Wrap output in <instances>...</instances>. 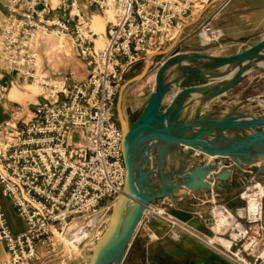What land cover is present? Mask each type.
Masks as SVG:
<instances>
[{"label":"built area","instance_id":"obj_1","mask_svg":"<svg viewBox=\"0 0 264 264\" xmlns=\"http://www.w3.org/2000/svg\"><path fill=\"white\" fill-rule=\"evenodd\" d=\"M208 2L92 0L110 15L103 45L97 48L98 34L77 0H8L0 73L37 86L42 100L29 115L0 124V192L25 224L13 233L0 202V241L7 251L2 264H30L38 246L53 250L60 237L75 245L87 243L105 227L106 213L125 185L124 133L115 112L119 84L175 37L179 22L198 4ZM201 35L207 42L220 36L208 25ZM46 36L71 40L88 68L82 81L41 72L39 48ZM5 90L0 75V96ZM243 172L238 198L245 218L216 205L213 210L223 211L225 219L216 223L212 216L218 226L212 237L172 216L167 198L146 207L142 216L156 215L168 224L172 238L185 232L231 264H264V177L252 166Z\"/></svg>","mask_w":264,"mask_h":264},{"label":"water","instance_id":"obj_2","mask_svg":"<svg viewBox=\"0 0 264 264\" xmlns=\"http://www.w3.org/2000/svg\"><path fill=\"white\" fill-rule=\"evenodd\" d=\"M183 61L198 67L181 65ZM262 63L264 39L232 56L175 51L163 60L155 73L154 92L135 120L128 124L119 117L124 131V191L132 200L127 203L126 196L117 199L113 219L93 247L89 264H121L146 207L164 198L175 201L174 194L180 188L189 194L199 190L225 194L232 180L245 176V166H252L264 177V165L259 164L264 162V115L249 116L235 106L214 118L219 107L212 106L215 113L200 115L201 111L196 110L191 119L180 120L190 94L197 93L205 102H211L240 84L253 70L264 72ZM177 64L179 75L167 80V70ZM205 71L210 78H205ZM173 86L179 90L164 105ZM245 130L249 133L232 134ZM179 153L183 154L181 158ZM201 155L211 157V162L205 165ZM233 212L244 220L243 207Z\"/></svg>","mask_w":264,"mask_h":264},{"label":"crops","instance_id":"obj_3","mask_svg":"<svg viewBox=\"0 0 264 264\" xmlns=\"http://www.w3.org/2000/svg\"><path fill=\"white\" fill-rule=\"evenodd\" d=\"M77 2L81 14L91 19L92 25L98 34V39L95 41L96 47H101L110 15L96 8L92 4V0H77ZM7 5L8 0H0V40L7 22ZM207 25L219 32L220 36L217 41L207 42L204 40L200 30L202 26ZM263 39L264 0H209L208 3L198 4L190 16L179 22L175 37L160 50L147 55L145 60L138 63L134 69L142 68V71L145 70V75L151 73L153 81H155L157 67L160 66L165 58L173 55L175 51H179V53L198 52L216 57H227L239 54ZM180 64L197 66L196 63L187 61H183ZM180 64L173 65L167 70L165 74L167 80L176 78L179 75L177 66ZM261 65L264 67V63ZM258 71L253 70L245 79L243 83H246V87L240 91L241 95L247 92L249 87L253 86L252 84L256 77L262 74ZM0 75L3 84L6 85L5 94L0 96V124L11 117L29 115L42 100L40 92H32L29 89L31 84L23 82L14 74L1 71ZM204 75L205 78H210L206 71ZM241 85L238 84L232 90L211 102H205L204 98L197 93L190 94L185 101V105L188 106L181 112L180 120L191 119L196 110L201 111L200 115H205L209 112L215 113L216 111L212 110V106L219 107L217 114L213 116L214 118L219 117L221 113H225L236 106L232 105L230 100L234 89ZM178 90L179 88L173 86L165 96L163 104H168ZM19 108H22L21 112H18ZM223 108H226V111H223ZM248 133L249 131L245 130L232 134L242 136ZM182 155V153H179L178 156L181 158ZM200 159L205 161V165L212 160L211 157L205 155H201ZM261 165H264V163H261ZM240 183L241 178L232 180L228 190L223 195H228V198H230L232 210L242 207V202L238 198ZM216 196H219L217 191L199 190L194 194H189L185 188H180L174 194L175 201L167 198L172 203L171 207H167V211L196 230L211 234L210 219L206 215V203ZM0 202L10 230L13 233L21 232L25 228V224L18 216L11 200L0 192ZM154 203L158 204V201ZM159 219L157 216H153L150 219L141 220L125 250L121 264H151L153 262L156 264H230L210 248L197 242L187 234L183 233L178 240H173L167 235L168 224ZM155 236L158 238L153 239L152 237L155 238ZM42 251L43 248L38 246L37 253L40 256L37 255L36 261L32 262V264H44L47 259V253L45 254ZM6 259V247L0 241V264L5 262Z\"/></svg>","mask_w":264,"mask_h":264},{"label":"rangeland","instance_id":"obj_4","mask_svg":"<svg viewBox=\"0 0 264 264\" xmlns=\"http://www.w3.org/2000/svg\"><path fill=\"white\" fill-rule=\"evenodd\" d=\"M204 27L205 26H202L200 33L202 32ZM39 57H40L41 72L50 77L58 78V77L68 76L73 81L79 82V81H82L87 76L86 74H88V68L85 62L78 55L76 49L73 47L71 40L69 38L58 40L52 36H46L43 39L41 47L39 48ZM141 71H142V68L133 69L129 71L122 78L119 84L118 93H117L116 100H115V112L117 115L118 122H119L120 114L123 117V119L125 118L127 120L128 124L133 122L135 118L137 117V115L139 114L140 110L142 109L143 105L146 103V101L150 98V96L154 92L155 81H153V75L151 73H148L147 75H145V70L142 72ZM258 72L262 74L256 77L254 83L252 84L253 86L249 87V90L245 92L243 95L240 94V91L242 90V88L246 87V83H243V82L250 75L251 73L250 72L245 77V79L240 83L242 85L234 89L233 94L231 96L232 98L230 100V103L232 105L239 106V110L245 112L249 116L250 115L251 116L264 115V77H263L264 72L261 70H259ZM5 88H6V85H5ZM29 89L34 93L40 92L39 88L32 84L29 86ZM223 109H224L223 111H226V108H223ZM18 112L20 111L18 110ZM73 141L74 143H77L79 141L77 134L73 135ZM259 164L261 165V163ZM240 190H241V183H240V188L238 190V193L240 192ZM218 195L219 196H216L210 202L206 203V206H207L206 215L210 219V228H211V234H207L209 237H212L214 235V232H216L218 228V226H216L212 222V219H211L213 215H216L215 210H213L214 207L216 205L217 206L223 205L226 208L232 210L230 206V198H228V195L223 196L224 194L219 193V192H218ZM153 205L157 206L158 204L153 202ZM113 209H114V206H112L106 213L108 221L111 218ZM153 216L156 217V215H151L150 213L149 216L147 215L146 217L142 216L143 219L141 218V220H146V218L150 219ZM161 221L164 222L163 220ZM103 230L104 228L99 230V233L94 235V237L90 239L89 241H87V243L75 245L74 243L70 241V239L60 237L57 239L53 250H51L49 247H42L43 248L42 252H44L45 254L47 253L46 254L47 259L45 260L44 264H89L92 249L95 246L97 240L100 238ZM183 233L187 234L181 231L180 235ZM167 235L170 238H172L169 233V228L167 231ZM188 236H190L197 242L203 244L202 242H200L198 239L194 238L193 236L191 235H188ZM152 238L157 239L158 237L155 236V238L154 237ZM178 239L173 238V240H178ZM37 255L39 254L37 253ZM34 261H36V258L33 259L30 264H32V262Z\"/></svg>","mask_w":264,"mask_h":264},{"label":"bare ground","instance_id":"obj_5","mask_svg":"<svg viewBox=\"0 0 264 264\" xmlns=\"http://www.w3.org/2000/svg\"><path fill=\"white\" fill-rule=\"evenodd\" d=\"M93 27H94V26H93ZM94 29H95V28H94ZM95 31H96V30H95ZM120 116H121V114H120ZM121 118H122V121H124L125 123L127 122V120H126V119H123L122 116H121ZM123 133H124V131H123ZM121 196H126V198H128V199H127V201H128L127 203H129V202L132 200L131 196H129V194H128L126 191H123V193H122ZM116 206H117V201H116V203L114 204V208H116ZM215 213H216V219H215L216 223H222V222H224L225 214L223 213V211H221L220 209H216V210H215ZM113 216H114V215H111V218H110V220L107 222V224L105 225L104 230H103L101 236H102L103 233L106 231V229H107L109 223H110L111 220L113 219ZM101 236H100V237H101ZM75 248H76V247H75ZM81 248H82V247H81Z\"/></svg>","mask_w":264,"mask_h":264}]
</instances>
